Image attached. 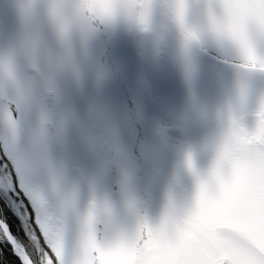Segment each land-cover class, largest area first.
<instances>
[{"label":"rangeland","instance_id":"obj_1","mask_svg":"<svg viewBox=\"0 0 264 264\" xmlns=\"http://www.w3.org/2000/svg\"><path fill=\"white\" fill-rule=\"evenodd\" d=\"M185 2L0 0V102H18L30 117L19 126L32 149L31 159L20 161L25 179L39 181L33 192L56 221L71 211L82 231L109 229L119 237L143 229L149 241L159 235L163 245H177L148 264L194 260L209 241L226 238L225 229L243 227L238 213L248 173L241 133L251 109L241 99L246 80L237 66L264 3L192 0L198 7L181 27L171 9ZM100 37L117 39L105 57L117 71L90 92L117 123L134 163L112 170L108 183L94 175L81 183L60 146L67 117L57 104L85 59L99 58ZM144 45L164 54L159 64L142 58ZM207 54L234 74L221 79L213 99L187 96L182 67Z\"/></svg>","mask_w":264,"mask_h":264},{"label":"snow or ice","instance_id":"obj_2","mask_svg":"<svg viewBox=\"0 0 264 264\" xmlns=\"http://www.w3.org/2000/svg\"><path fill=\"white\" fill-rule=\"evenodd\" d=\"M197 7L186 0L171 10L183 27ZM36 11L47 14L43 8ZM257 25L250 30V47L241 53L242 63L237 66L246 80L241 86V99L246 98L251 109L249 123L241 133L248 173L238 213L243 227L225 229L226 238L209 241L194 260L182 257L177 264H264V95L259 94L264 93V18H258ZM116 40L98 38L99 58L85 59L76 69L74 80L65 81L57 104L67 117L60 146L64 156L76 163L72 172L81 183L87 175L108 183L112 170H125L134 163L133 154L120 140L117 123L90 92L98 93L115 76L117 69L105 57ZM139 51L142 58L154 64H159L164 55L148 45L139 47ZM233 74L232 68L223 66L212 54L202 57L195 66L186 62L181 70L187 96L202 94L208 99L215 97L221 79L230 80ZM28 119L29 114L18 102H0V247L4 248L7 264H127L131 260L148 264L169 247H177L163 245L159 235L149 241L143 229L134 236L119 237L109 229L82 231L71 211L62 220H54L51 210L42 208L33 192V185L39 181L26 180L21 166V159L30 160L32 154L19 128ZM161 131L167 134L170 128L162 126ZM142 151L147 155L146 148ZM188 163L192 168L191 154Z\"/></svg>","mask_w":264,"mask_h":264},{"label":"trees","instance_id":"obj_3","mask_svg":"<svg viewBox=\"0 0 264 264\" xmlns=\"http://www.w3.org/2000/svg\"><path fill=\"white\" fill-rule=\"evenodd\" d=\"M17 259H19V257H17ZM0 264H7V256L5 255L3 247H0Z\"/></svg>","mask_w":264,"mask_h":264},{"label":"water","instance_id":"obj_4","mask_svg":"<svg viewBox=\"0 0 264 264\" xmlns=\"http://www.w3.org/2000/svg\"><path fill=\"white\" fill-rule=\"evenodd\" d=\"M247 122H248V119H247ZM17 248L19 249V245H17ZM20 250V249H19ZM21 251V250H20Z\"/></svg>","mask_w":264,"mask_h":264}]
</instances>
